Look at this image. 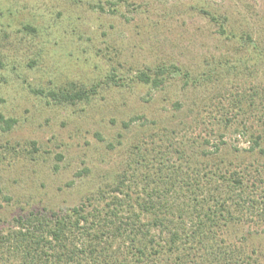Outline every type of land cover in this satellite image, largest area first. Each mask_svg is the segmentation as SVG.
I'll return each mask as SVG.
<instances>
[{
    "label": "rangeland",
    "instance_id": "1",
    "mask_svg": "<svg viewBox=\"0 0 264 264\" xmlns=\"http://www.w3.org/2000/svg\"><path fill=\"white\" fill-rule=\"evenodd\" d=\"M205 12L264 39V0H0V115L12 122L0 121V233L108 200L124 178L136 198L180 166L183 147L194 166H257L264 178V61ZM158 69H170L164 85L140 81ZM225 237L264 264V223Z\"/></svg>",
    "mask_w": 264,
    "mask_h": 264
},
{
    "label": "trees",
    "instance_id": "2",
    "mask_svg": "<svg viewBox=\"0 0 264 264\" xmlns=\"http://www.w3.org/2000/svg\"><path fill=\"white\" fill-rule=\"evenodd\" d=\"M205 14L218 23L222 35L264 61V39L250 30L240 34L227 28V17ZM169 70L158 69L153 79L142 73L139 79L159 87ZM49 96L58 104L89 99L88 92ZM3 103L0 97V106ZM0 121L12 128L1 115ZM260 140L253 151L261 148ZM179 153L180 166L173 165L171 175L160 177L156 188L136 198L124 190V178L108 200L102 194L68 213L15 219L7 234L0 233V264H170L175 259L172 264H257L256 251L248 255L244 244L228 242L225 233L230 227L264 223L262 172L257 166L223 167L224 162L194 166L184 147Z\"/></svg>",
    "mask_w": 264,
    "mask_h": 264
}]
</instances>
